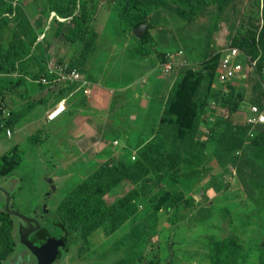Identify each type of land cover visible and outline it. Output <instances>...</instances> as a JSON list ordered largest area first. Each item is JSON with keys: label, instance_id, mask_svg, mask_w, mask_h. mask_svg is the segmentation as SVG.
<instances>
[{"label": "rangeland", "instance_id": "1", "mask_svg": "<svg viewBox=\"0 0 264 264\" xmlns=\"http://www.w3.org/2000/svg\"><path fill=\"white\" fill-rule=\"evenodd\" d=\"M64 1L0 0V58L28 50L22 56L33 71L42 64L38 41L47 58L113 90L88 106L86 138L77 130L76 140L41 139L44 102L20 130H0V155L17 143L11 155L19 158L0 176L1 263L34 264L38 229L61 233L50 211L77 236L53 264H211L210 238L227 237L241 246L238 264H264V135L244 133L246 111L264 100V0H75L78 24L58 13ZM132 1L152 39L122 19ZM231 45L258 60L244 79L224 83L219 55ZM166 55L172 66L164 72ZM41 88L43 98L61 90ZM133 156L142 162L135 174Z\"/></svg>", "mask_w": 264, "mask_h": 264}, {"label": "trees", "instance_id": "2", "mask_svg": "<svg viewBox=\"0 0 264 264\" xmlns=\"http://www.w3.org/2000/svg\"><path fill=\"white\" fill-rule=\"evenodd\" d=\"M189 1H192V0H189ZM126 2L127 1L125 0L123 2V5L126 4ZM74 5H75V0H65L61 7L55 6V8H57L58 13L60 15L72 16V22H75V24H78L80 23L81 15L73 13ZM81 5H84V3H81ZM137 9L139 8H138L136 1H132V3H129L125 8H123V13L121 16L124 21H127V22L131 21V25L135 28L142 24L136 21V18H137L136 10ZM55 20H58V19L56 18ZM77 30H78L77 25H75L74 27L70 29L69 33L71 35H74L77 32ZM148 31L149 30L147 28L145 32L143 33L144 35L146 34L145 37H143L144 35L142 34L143 36L141 37L143 38L140 37L139 39L145 40L149 38V36L152 39L153 35L151 36ZM154 41H155V38H154ZM153 42H148V43H153ZM36 43L39 44V46L42 48V51H39V54L41 57L40 62L42 64L38 63V67L36 66L37 68L36 69L34 68L33 71L29 67V61L27 60L25 61L24 60L25 57L22 56V54L26 55V53L29 52L28 50L22 49L18 51L19 50L18 48H14L9 51V54L11 56L9 60L0 58V97L3 96V93L5 91H11L14 88H17L18 86L24 84L26 82L25 76H29L28 74L29 72H34V76L32 77L30 76V77L36 80L40 79L41 74L47 73L46 67H45V62L47 59L46 48H45L46 46L45 44H42L38 41ZM34 48L37 49V47H34ZM148 52L149 51L147 49L145 53H148ZM221 56H222V53L219 55V60ZM216 77L219 80L218 73ZM239 79H244V78H239ZM236 80L238 79L229 80L224 83H229V82L236 81ZM39 83L42 85L41 82ZM73 88H74L73 86H67V87L61 88V90L63 89L62 94L70 93L73 90ZM261 102L262 101H253L252 103L261 104ZM34 106H35V103H29L18 110H11L9 114L5 117L4 116L1 117V114H0V130L1 129L9 130V128H12ZM244 129H245L244 133H246V136L250 138L254 134L256 135L258 133L260 135H264L263 127L254 131L252 135L250 134V131H249V125L244 124ZM261 139L262 140L264 139L263 136L261 137ZM262 140L259 141V144L262 143ZM252 142H253V145L255 146V143H256L255 138H252ZM11 148L12 149L14 148V149L12 151H9L7 153L5 152L0 155V176H6L10 174L13 171V169L17 165H19L18 164L19 158L15 157L14 155H11V153L15 154L16 145H13ZM141 166H142V162L139 159H134V161L132 159L131 164H130V170L131 172L135 174L136 171L137 172L139 171V167ZM126 174H129V173H126ZM141 187H142L141 190L144 194L149 193L150 188L145 183H142ZM94 192H95V188L93 187L90 189V191L86 195L81 194V193L80 194L85 195L83 198L87 199L88 195H91ZM3 201H5V198H3ZM4 204H5L4 202H1V205H4ZM94 204L96 205V203ZM3 211L4 210H0V212H3ZM45 212H46L45 215L47 219L49 220V222L54 227H61L62 229L59 235L52 234L51 232L45 229H38L35 235L37 244L33 249L37 257V264H51L55 259L60 258L64 252H68L71 248V245L75 241H77L75 229L64 226L54 213L50 211H45ZM89 216H93L92 210L90 211ZM101 222H102V219L95 221L94 226H98L99 224H101ZM209 247H210L211 264H238L240 263V260H242V262L244 261V256H243L244 254L241 251V248H240L241 246L238 245L237 240L234 237H227L224 239L210 238ZM263 247H264V240L260 243L259 249L261 250V248ZM0 264H2L1 261H0Z\"/></svg>", "mask_w": 264, "mask_h": 264}, {"label": "crops", "instance_id": "3", "mask_svg": "<svg viewBox=\"0 0 264 264\" xmlns=\"http://www.w3.org/2000/svg\"><path fill=\"white\" fill-rule=\"evenodd\" d=\"M78 69L90 82V93L88 94L83 93L81 90H76L73 94H62L63 89L59 90V88H56L55 90L59 91L50 89L52 92L50 91L48 96L43 98L44 91L41 86H46L47 84L42 83L41 85L36 79H32L30 76H25L26 82L24 84L11 91H5L3 93V96H1L2 98L0 97L2 101L1 103L9 108V112L11 110L20 109L31 102L35 104L43 102L48 103L43 111V119L46 126H42V128L38 127L36 129V132L40 133L39 137L41 139L50 138L55 141H59L60 139H66L68 141L76 140L77 130L80 137L86 138L91 134L92 124L91 111L88 106H93V104L98 103V101H102V93H104L105 99L106 94L109 95L108 92H111L113 89H105L94 84L85 71L81 68ZM63 97H65V101H67L66 111L54 120H47V113L55 106L58 102L57 100ZM19 122L11 128L12 134L14 133V127L16 125H18V130H20ZM28 123L29 120H25L21 127H24V125L27 126ZM15 144L17 143H13L8 149Z\"/></svg>", "mask_w": 264, "mask_h": 264}, {"label": "built area", "instance_id": "4", "mask_svg": "<svg viewBox=\"0 0 264 264\" xmlns=\"http://www.w3.org/2000/svg\"><path fill=\"white\" fill-rule=\"evenodd\" d=\"M168 55H166L167 60L164 66L161 67L162 71L164 72L168 71V69L172 66V60L168 58ZM247 57L248 55L244 51L239 50L234 45L226 47L222 51V56L219 60V81L226 82L236 78L245 77V75L248 74L250 63V60L247 59ZM256 61L257 59H254L250 65H255ZM46 66L52 74L48 78L41 77L37 81L47 84L53 89L74 86V89L69 94H73L76 90H81L86 94L90 93L89 80L76 66L71 65L68 61L61 60L58 58V56L51 54L48 55ZM76 82H78V84ZM66 109L67 103L64 98H61L58 103L47 113V120L56 119L59 115L63 114ZM244 121L247 125H249V131L251 135L257 129L261 127L264 128V100L261 102V104L252 103L250 105V111H246L244 115ZM134 158L135 156H133V159Z\"/></svg>", "mask_w": 264, "mask_h": 264}, {"label": "water", "instance_id": "5", "mask_svg": "<svg viewBox=\"0 0 264 264\" xmlns=\"http://www.w3.org/2000/svg\"><path fill=\"white\" fill-rule=\"evenodd\" d=\"M145 30H146V26H145V24H141V25H139L138 27H136V28L133 30V33H134L135 35H137L138 37H141L142 34L145 32ZM245 77H246V75H245ZM49 181H52V180L49 179ZM22 241H23V239H22ZM31 247H32V246H31ZM34 247H35V246H33L32 249H34Z\"/></svg>", "mask_w": 264, "mask_h": 264}, {"label": "flooded vegetation", "instance_id": "6", "mask_svg": "<svg viewBox=\"0 0 264 264\" xmlns=\"http://www.w3.org/2000/svg\"><path fill=\"white\" fill-rule=\"evenodd\" d=\"M30 222H31L32 225L36 224V222H34V220H32V221H30ZM58 259H59V258H57V259H55V260H58ZM55 260H54V261H55ZM54 261H53V262H54ZM53 262H52L51 264H53ZM34 264H37V257H36V255H35V262H34Z\"/></svg>", "mask_w": 264, "mask_h": 264}, {"label": "bare ground", "instance_id": "7", "mask_svg": "<svg viewBox=\"0 0 264 264\" xmlns=\"http://www.w3.org/2000/svg\"><path fill=\"white\" fill-rule=\"evenodd\" d=\"M59 117V116H58Z\"/></svg>", "mask_w": 264, "mask_h": 264}]
</instances>
